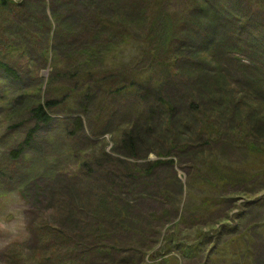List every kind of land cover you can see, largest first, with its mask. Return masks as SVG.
<instances>
[{
  "label": "rangeland",
  "instance_id": "374dc122",
  "mask_svg": "<svg viewBox=\"0 0 264 264\" xmlns=\"http://www.w3.org/2000/svg\"><path fill=\"white\" fill-rule=\"evenodd\" d=\"M13 1L23 3L24 6L22 7L25 12L20 14L22 18L31 16V18L37 20L47 16L53 20L56 11L61 10L60 0L56 1L54 9L44 6L42 0ZM88 1L91 4L100 5L104 13L116 15L106 7V0H81L80 12L84 10ZM116 5L118 6L116 12H120L121 8H124L120 0H116ZM173 6L175 10H178L181 5L175 3ZM75 8L73 6L70 9L74 10ZM60 15L63 14L60 13ZM76 16L77 14L74 13L70 14L68 18L73 19ZM147 17H150V13H147ZM14 20L15 22H13ZM53 21L56 24L63 22V20ZM77 21L78 19L70 20L69 24L72 25ZM20 23L21 20L16 19V15L12 16L8 12L0 13V35H3V26L6 25L7 30L5 33L8 34L6 38H10L11 42L15 40V47L6 55V58L17 74L12 76L5 73L4 70H0L1 175L7 176L6 173L10 171L7 164L11 162L13 152L17 155L19 152L17 149L24 147L14 168H11V178L0 176L1 179H6L4 185L0 186V264H46L50 262L46 258H41L42 248L30 229L38 221L46 220L50 225L59 226V229L63 227L64 231L73 234L78 242L84 239V228L92 220L79 221L77 216L81 212V216L86 212L82 205L88 204V201L81 198L78 200L81 205L76 206L77 208L74 210H68L70 207L67 208L60 201L65 200V195H68L67 193L71 192L74 186L79 192H96L97 196L96 186L98 185H96V182L100 184L108 181L112 184L121 183V198L129 201V212L132 214V220L129 222L130 233L123 236L122 245L117 242L118 247L129 248L127 256H133L135 259L140 257L139 252L143 250L145 260L140 261L139 264L154 263L158 259V261L161 260V264L164 263L163 260L167 259L168 262L173 260V264H213V260L216 261L214 264H264V180L252 176L261 173V159L258 152H255L254 155H248L243 147L239 149L232 146V143L235 144L234 138L236 140V137L233 139L229 137L227 143L211 142L212 147H210L207 135L199 133V148L210 152L211 148H214L211 156L217 157L222 165L221 169L228 168V166H224V159L235 162L236 171L230 173L231 175L234 176V173H240L241 164L250 166L255 161L254 168H249L250 173H248V170L243 169L240 174L241 176L249 174L252 179L249 182L246 180L243 182V178L240 177L236 182H229L227 185L223 184L224 186L215 188L209 184L208 194L219 199L217 201L218 207L212 210V207L209 209L202 208L203 211L205 210L204 212L211 210L204 217H193L189 211L181 216L180 208H186L187 204L188 206L199 204V198L196 199L194 196L195 193L202 194V189L198 185L192 187L189 183V177H194L197 172L194 167L196 165L190 162L179 163L178 169L174 171V168L168 169L163 164H154L153 161L160 157L159 155V157L156 156V153V155L151 154L145 161H143V158L132 159L125 156L129 161L126 164L116 159L124 157L114 151V149H122L119 146L120 142L116 141L117 132L115 130L110 129L104 134L97 135L93 140L86 135H76L74 140L72 136L64 132L68 130L64 125V120L76 117L83 118L82 125L85 131L82 130V132L87 133L89 118L91 122L95 120L91 117L92 108L95 107V104L92 99L87 98L86 95H82L77 90L72 91L70 96L62 97V90L66 88V84L73 87L79 83L77 79H69L64 76H59L57 77L58 80L50 82L52 73L55 72L57 67L60 68L66 62L64 54L54 55L51 59L48 58V61L39 57L32 47L28 48L29 53L23 54L21 49H24V47L21 37L12 33L16 31V27ZM196 28L197 26H193V31L196 32ZM140 30L134 31V34L139 38L136 43L130 42L122 46L121 50L118 49L109 53L108 58L112 59L116 56L115 62L121 60L126 67L133 66V63H135L133 71L146 72L145 75L149 76V79L144 84V97L150 100L156 92L153 90L157 87L154 81H165L167 85L164 88L169 92L176 113L183 115L186 108H189L191 113L193 107L189 103L192 99L197 100V103H205L210 107L222 106L224 103L222 98L227 97L225 93L227 86L238 90L249 89L248 87L254 86L250 80L246 83L245 77L247 75L253 78L252 71L247 68H238L236 64L231 65L229 61L224 60L225 53H219L220 51L217 49H214L215 54L217 53L215 57L211 53L205 57H200V60H206V63L199 67L196 66L198 67L196 69L198 78L194 82L191 79L197 74L192 67L187 71V74L178 75L174 70H171L170 73L168 70H164L166 67L164 59L168 60L167 58L154 60L153 66L152 59H148L147 55L142 53L145 48L142 36L144 37L145 34ZM103 37L108 39L107 35ZM71 38L74 39L75 35H72ZM174 45L179 49L188 50V48H185L188 46H185L181 40H174L173 48H175ZM192 49L194 47H191L190 50ZM239 57L242 63L252 65L249 50L240 54ZM190 62L192 61L190 60ZM182 63L183 61H180V65ZM102 65L105 67L104 64ZM119 65L118 67L114 65L117 69L113 65H107L110 68V77L118 78L119 83H129L130 80L136 78L135 72L130 71L126 75L121 73L120 69L123 66ZM149 65L150 67L147 68ZM72 78L74 77L72 76ZM142 79L144 80V78ZM139 86L140 84L137 85V89ZM194 86L197 91L202 92V96L197 97L195 95ZM213 91L215 96L208 98L209 95L213 94L211 93ZM251 91L253 92V90ZM168 92H165L166 95H168ZM96 95L97 92L94 96ZM109 96L110 99L107 100V105L104 108H107L106 116L108 120H111V125L118 128V126H126L130 122H134L140 112L138 108L140 101L133 95H127L126 98H123L119 94L111 93ZM54 99H57L56 103L58 105L51 110L53 121L48 124L37 125V128H34L37 122L29 112V105ZM255 100V98L251 99V101ZM27 107L28 109H26ZM68 108H72L71 113H69ZM254 112L260 116L263 115L264 106L261 109H255ZM87 113L90 114L89 118H87ZM221 115L223 117L226 115V109L221 111ZM229 115L230 112L227 113V116ZM141 125L139 123L138 129L142 128ZM227 129L230 128L227 127ZM33 131L34 141L31 145H24L26 137ZM263 131L260 126L257 127L256 132L260 136L257 142H261L264 146ZM225 133L232 135L228 131ZM211 135L215 136L214 133ZM86 137L89 139H85ZM253 139H257V137H253ZM144 144H147L146 140ZM104 151L111 153L112 156L103 155L102 152ZM137 153L139 156L144 154L143 151ZM257 154L259 157H256ZM180 158L185 161L188 160V157L183 155ZM110 161H114L111 172H116V174L114 175L111 172L101 174L103 171L101 167H106ZM84 162H88L90 165L84 166L82 171L81 166ZM257 162L260 164L259 169L255 168ZM118 167H121L120 171ZM146 168H150L154 174V181L157 184L156 191L152 187H144L146 181L150 180V175L144 172ZM87 169L88 171H86ZM124 171L128 172L129 175L133 174L134 177L128 178L124 175ZM176 173L181 187H174L178 185V180L176 181V177H174ZM102 177H105L107 181L101 180ZM158 188L162 191L170 190L168 196L174 200V203H163V199L157 197ZM122 191L124 192L122 193ZM262 194V200L259 201L257 197ZM80 206L83 210L79 209ZM192 208L193 206H190L189 210ZM91 214L93 213L91 212ZM156 217L161 220V225L156 224ZM139 229L144 235L149 233L147 238H151L152 242H149V239L145 241L143 237L136 235L135 232ZM154 231L159 234L153 236ZM202 231L210 233L211 237L200 240L198 236ZM172 235L174 239L168 242ZM234 235H236V240L230 243L231 239L229 240V238ZM94 239L91 234L86 237L89 244H92L95 241ZM198 240L202 243L200 245L202 249L199 255H194L190 253L192 243ZM225 240H228L226 244ZM146 244H150V246L147 247ZM165 244L167 247L161 249V245L163 248ZM13 252H17L18 256L15 261H10ZM60 254H62V250ZM60 254L58 263L62 261V259L60 260ZM250 254L253 256L246 260L245 255L250 256ZM85 264H92V262L87 261Z\"/></svg>",
  "mask_w": 264,
  "mask_h": 264
},
{
  "label": "trees",
  "instance_id": "16d2710c",
  "mask_svg": "<svg viewBox=\"0 0 264 264\" xmlns=\"http://www.w3.org/2000/svg\"><path fill=\"white\" fill-rule=\"evenodd\" d=\"M56 1L42 0L44 6H49L53 9ZM120 1L123 3L124 8L122 7L120 12H116V7H118L116 0H106V7L113 14H116L112 15L104 13L100 5L91 4L90 1L86 4L84 10L80 12L81 0H60L61 10L59 12L56 11L53 15V20L57 22L63 20V22L57 24L47 16L37 20L31 18V16L22 18L20 14L25 12L22 7L24 5L13 0H0V13L8 12L12 16L16 15V19L19 18L21 20V23L16 27V31L12 33L21 37L24 47V49H21L23 54L29 53L30 50L28 48L30 47L35 49L39 57L46 59V61L54 55L64 54L66 62L60 68L57 67L55 72L52 73L50 82L58 80L57 77L59 76H64L69 79H77L79 83L73 87L66 84V88L62 90V97L70 96L72 91L75 92L77 90L82 95L92 99L95 104L91 112V117L95 119L94 121H90L88 117L90 114L87 113V118H89L87 133L82 132V130L85 131L82 125L83 118L76 117L64 120V125L68 129L64 132H67L74 140L76 135H86L93 140L97 135L104 134L110 129L115 130L117 132L116 141L120 142L119 146L122 149H114V151L124 157L116 159L126 164L129 161H127L125 156L132 159L143 158V161H145L146 158L155 153L157 154H155L156 156L159 155L160 157L158 156L159 158L153 161L154 164H163L168 169L174 168V171L178 169L179 163H193L196 165L194 167L197 172L194 177H189V183H191L190 186L192 187L198 185L202 189V194L195 193L194 197L196 199L199 198V204H191L190 206H193V208L190 210L188 204L186 208H180V215L184 216L189 211L193 217L207 216V212L218 207L217 201L219 200L217 197H211L208 194V185L210 184L214 188L220 187L227 185L229 182H236L240 177L243 178V182L245 180L249 182L252 179L249 174L243 176L240 174L243 169L248 170V173H250L249 168H254L253 164L255 161L250 166L241 164L240 173H234L233 176L230 173L236 171L235 162L224 159V166H228V168L221 169L222 165L217 157L211 156L214 148H211V152L199 148V133L207 135L210 147H212L211 142L227 143L229 137L232 139L236 137V140L234 138L235 144L232 143V146L239 149L243 147L248 155H254L255 152H258L261 159V173L252 176L264 180V146L261 142H257L260 136L256 132L259 126L261 130H264V113L260 116L254 112L255 109H261L264 106V0ZM174 1L176 4L181 5L178 10H175L173 6L175 4ZM38 3L40 4L41 2ZM73 6L76 8L74 10L70 9ZM60 13L63 15H60ZM74 13L77 16L69 19L68 16ZM147 13H150V17H147ZM77 19L76 23L69 24L70 20ZM193 26H197L196 32L193 31ZM3 29L5 33L7 26H3ZM137 29H141L140 31L145 34L144 37L142 36V39H144L143 43H145L142 53H145L148 59H152L153 66L154 60L167 58L168 60L164 59L166 64L164 70H168L169 73L174 70L176 74L184 75L187 74L191 67L196 72L199 66L206 63V60H200V57H205L209 53L215 57L217 53L215 54L214 49H217L220 51L219 53H225L223 58L225 61H229L231 65L236 64L238 68L251 70L253 78L245 75L246 83L250 80L254 86L242 90L234 87L228 88L227 86L225 88L227 97L222 98L224 102L222 106L217 108L210 107L205 103H197V100L192 99L189 103L193 107L191 113L189 108L185 109L183 115L176 113V108L171 101L169 92L164 88L167 85L165 81H154L157 87L153 90L156 92L150 100L144 97V84L149 79V76L145 75L146 72L133 71L135 63H133V66L126 67L121 60L119 62L114 61L116 56L112 59L108 58L109 53L118 49L121 50L122 46L130 42L136 43L139 38L134 34V31H137ZM4 33L2 36L0 35V49H3L2 51L0 50V70L16 76L14 67L6 58V55L15 47V40L11 42L9 37V39L6 38L8 34ZM72 35H75L74 39L71 38ZM104 35H107L108 39H104ZM177 39L183 41L185 46H188L185 47L188 50L179 49L176 45L173 48V42ZM191 47H194V49L190 50ZM247 50H249L252 65L242 63L239 57L240 54L246 53ZM179 59L183 61L181 65ZM188 60L192 62L189 63ZM187 63L188 65L186 66ZM118 64L123 66L120 69L121 73L126 75L130 71L132 73L135 72L136 78L139 80L135 78L130 80L129 83H119L118 78L110 77V68L107 65L118 67ZM117 67L115 68L117 69ZM149 67L150 65L147 68ZM196 74L191 79L193 82L198 78V72ZM189 82L191 83L190 80ZM138 84L140 86L137 89ZM96 92L97 95L94 96ZM165 92H168V95ZM194 92L197 97L202 96V92L197 91L196 87ZM111 93L119 94L123 98L127 95H133L140 101L138 105L140 112L134 122H130L126 126H118V128L111 125V120H108L106 116L107 108H104L107 105V100L110 99L109 95ZM211 93L213 94L209 95L208 98L215 96L214 91ZM254 98L256 100L251 101ZM218 99L220 100L219 97ZM56 102L57 99H54L51 101H39L29 105V112L37 122L34 128H37V125L40 126V124H48L53 121L51 110L58 105ZM225 109L226 115L223 117L221 111ZM68 110L69 113L72 112V108H68ZM228 112H230L229 116H227ZM102 113L105 115L104 117ZM139 123L142 124L140 129H138ZM227 127L230 129H227ZM226 131L232 135H228L225 133ZM212 133L215 136L211 135ZM88 137L85 139H89ZM253 137H257V139H253ZM145 140L147 144H144ZM33 141L34 131L28 134L24 145H31ZM23 149L24 147L17 149L19 151L17 155L13 152L11 162L7 164L10 171L6 173L7 176L0 174L2 178H11V168H14ZM139 151H143V156L138 155L137 152ZM102 154L108 157L112 156L111 153L105 151ZM199 154H204L201 155L204 158L198 156ZM181 155L188 157V160H182L180 158ZM256 157H259L258 154ZM84 163L81 166L82 171L84 166L90 165L88 162ZM256 165L257 167L255 168L259 169L258 166L260 164L257 162ZM113 166L114 161H110L106 167L102 166L103 171L101 174L111 172ZM118 170L120 171L121 167H118ZM144 172L150 175V180L146 181L144 187H152L156 191L157 184L154 181L152 170L146 168ZM111 173L116 174V172ZM124 175L128 178L134 177L133 174L129 175L125 171ZM174 177H176V181L178 180V185L174 187H181L177 173ZM197 177L199 178L198 180ZM5 180L0 178V186L4 185ZM101 180L107 181L105 177H102ZM98 183L96 182V185H98L96 186L97 196L96 192H79L74 186L71 192L65 195V200L60 201L62 205L65 204L67 208L70 207L68 210H74L77 208L76 206L81 205L78 203L81 198L88 201V204L82 205L86 212L82 216V212L77 216L79 221L92 220L84 228L85 235H83V238L85 240L82 239L78 242L75 236L69 232L66 233L63 227L59 229V226L50 225L46 220L38 221L30 228L32 235H34L37 243L42 248L40 252L41 258H46L47 261H50L46 264H85L87 261L92 262V264H139L140 261L145 260V252L143 250L142 252L138 250L140 251V257L135 259L133 256H127L129 248H119L117 244L118 242L122 245L123 236L130 233L129 222L132 220V214L129 212V201L121 198V183L112 184L110 181ZM189 190L191 191V189ZM169 193L170 190L168 189L162 191L158 188L157 197L162 198L163 203H174V200L168 196ZM262 197L263 194L257 199L261 201ZM82 206L79 209L83 210ZM210 207H212L211 210H206V212L202 210V208L209 209ZM155 219L156 224L159 223L158 225H161V220L157 219V217ZM138 231L135 232L136 235L143 237L145 241L149 239V242H152L151 238H147L149 233L144 235L141 229ZM88 234L93 235L95 238L92 244L86 241ZM152 234L155 236L159 233L154 231ZM198 237L201 240L202 238L211 237V235L202 231ZM235 238L236 235L230 237V243L234 242ZM171 239H174L173 235L170 236L168 242H171ZM200 240L192 243L190 253L194 255L200 254L202 249ZM227 242L228 240H225V244ZM146 246L149 247L150 244H146ZM164 247H167V245L165 244L163 248L161 245V249H164ZM61 250L62 254H60ZM59 254L62 261L58 263ZM17 256V252H13L10 261H15ZM252 256V254L250 256L245 255V259L247 260ZM158 260L154 263L146 262L144 264H161V260ZM167 260H163V264H173V260L171 262ZM242 261L244 260L242 259ZM215 262L213 260V264Z\"/></svg>",
  "mask_w": 264,
  "mask_h": 264
}]
</instances>
